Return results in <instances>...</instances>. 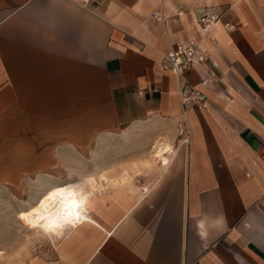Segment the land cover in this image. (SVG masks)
<instances>
[{"label":"crops","instance_id":"1","mask_svg":"<svg viewBox=\"0 0 264 264\" xmlns=\"http://www.w3.org/2000/svg\"><path fill=\"white\" fill-rule=\"evenodd\" d=\"M189 40L206 60L176 77L163 55ZM128 126L167 155L69 178L58 148ZM28 170L20 197L75 185L91 222L30 248L3 221L0 264H264V0H0L1 193Z\"/></svg>","mask_w":264,"mask_h":264},{"label":"rangeland","instance_id":"2","mask_svg":"<svg viewBox=\"0 0 264 264\" xmlns=\"http://www.w3.org/2000/svg\"><path fill=\"white\" fill-rule=\"evenodd\" d=\"M132 127L133 126L115 128L110 132H100L93 137L88 148L71 147L64 151L58 148L56 151L59 156L62 155L69 157L73 162L72 164L65 166V172L68 174L69 178H73L74 175L84 171H93L98 167L96 162H103L105 160L112 163L105 164L103 167L105 169L115 168L117 172L120 171L123 166L137 165L141 167L139 164H134L135 162H140L134 161V158H150L153 141L157 137L163 135L161 133L146 132L145 127ZM177 146H179V144ZM86 158H88L89 161H86ZM114 162L122 163L117 164ZM58 167V173H63L60 170V166ZM113 171L114 170H112V172ZM24 176L27 178L33 177V171L28 170ZM25 188H33L32 178L24 179L19 182L16 181L15 183L10 184L11 191L9 192V195H3L0 191V252L2 250L1 237L6 231L1 227L3 221L9 220L11 223L14 222L11 226L15 227L11 228L9 231L13 233V235L23 236L26 239V242L30 245V248L44 247L47 240L50 239L49 236L63 227L59 225L54 231L45 233L44 231L31 230L26 226V218L34 211L36 203L50 187H48L40 197L38 196L35 198L30 196H27L26 198L20 197ZM24 201L27 205L26 209L17 212L19 204H24ZM8 210H10V212H7Z\"/></svg>","mask_w":264,"mask_h":264},{"label":"bare ground","instance_id":"3","mask_svg":"<svg viewBox=\"0 0 264 264\" xmlns=\"http://www.w3.org/2000/svg\"><path fill=\"white\" fill-rule=\"evenodd\" d=\"M153 145L154 155L157 157H162L168 151V148L162 144V139L156 140ZM58 189L63 191H57ZM83 222H91V219L75 185L50 188L38 200L34 211L26 218L28 228L45 233L54 231L59 225L77 227Z\"/></svg>","mask_w":264,"mask_h":264},{"label":"built area","instance_id":"4","mask_svg":"<svg viewBox=\"0 0 264 264\" xmlns=\"http://www.w3.org/2000/svg\"><path fill=\"white\" fill-rule=\"evenodd\" d=\"M221 16L215 9L206 8L201 11L199 23L207 31L220 22ZM229 29L233 26L226 25ZM206 53L195 40L176 43L166 54L163 55L162 67L176 77L184 76L192 69L195 63L204 62ZM184 114L189 107L194 106L197 109H203L206 106L207 96L199 89L193 88L190 91L183 92L182 95ZM179 138L181 144L188 145L190 142V129L186 119L184 125L179 128Z\"/></svg>","mask_w":264,"mask_h":264},{"label":"snow or ice","instance_id":"5","mask_svg":"<svg viewBox=\"0 0 264 264\" xmlns=\"http://www.w3.org/2000/svg\"><path fill=\"white\" fill-rule=\"evenodd\" d=\"M57 191H60V192H62L63 190H62V189H58Z\"/></svg>","mask_w":264,"mask_h":264}]
</instances>
